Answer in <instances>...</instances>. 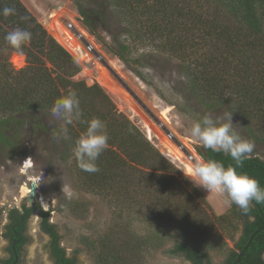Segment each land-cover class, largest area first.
Masks as SVG:
<instances>
[{
	"label": "trees",
	"instance_id": "16d2710c",
	"mask_svg": "<svg viewBox=\"0 0 264 264\" xmlns=\"http://www.w3.org/2000/svg\"><path fill=\"white\" fill-rule=\"evenodd\" d=\"M74 1L84 25L93 31L83 7V2L90 0ZM111 1L125 16L129 36L149 40L157 50L181 61L189 89L204 106L216 109L226 102L237 103L249 136L264 141V0ZM5 7L13 8L14 13L5 17ZM17 28L32 34L22 51L12 49L4 39ZM129 50L130 45L123 43L117 54L126 59ZM14 52L26 56L24 67H14ZM81 71L79 62L22 0H0V147L9 145L16 150L18 143L10 133L22 126L17 113L50 114L58 97L75 91L83 115L81 121L66 125L73 148L87 127L86 121L93 117L105 123L109 136L108 148L96 161L99 171H83L74 160L81 190L107 198L113 206L141 209L156 229L154 238L162 243L168 237L162 227L172 229L178 237L172 253L183 252L192 264H211L214 251L226 256L223 264H233L252 234L264 227V203H254L247 213L233 204L227 213L217 214L179 167L118 110L99 83L77 79ZM196 149L204 160L235 166L222 152L201 144ZM237 171L254 177L264 187V159L259 156L248 155ZM75 204L81 206L80 201ZM35 209L27 208L23 215L14 209L12 219L25 220ZM40 211L59 264H72L74 259H66V250L59 245L61 236L49 222V212ZM73 215L82 217L76 207ZM127 233L126 228L116 227L102 244L98 264H138L132 252L137 253L135 239ZM185 237L193 243L188 244ZM89 240L92 248L95 240ZM263 255L264 229L238 264H264Z\"/></svg>",
	"mask_w": 264,
	"mask_h": 264
},
{
	"label": "rangeland",
	"instance_id": "374dc122",
	"mask_svg": "<svg viewBox=\"0 0 264 264\" xmlns=\"http://www.w3.org/2000/svg\"><path fill=\"white\" fill-rule=\"evenodd\" d=\"M22 1L63 45L67 43L58 31V23L74 20L90 32L89 39L93 41L97 57L101 60L95 65H87L85 59L73 50L82 66L77 79H84L89 84L99 83L118 110L126 114L165 156L172 144L188 159L191 156L202 158L196 149L200 143L188 134L191 123L205 115L215 119L231 112L235 130L253 144L249 156L264 159V141H255L249 136L237 103L226 102L216 109L204 106L189 89L181 61L157 50L149 40L139 41L129 36L125 16L111 0L83 2L93 31L82 23L83 15L74 0ZM123 43L130 45L126 59L117 54ZM11 62L20 69L26 65V56L14 52ZM17 117L22 126L13 132L15 134L10 133L18 143L16 150L9 145L0 147L1 223L14 207L21 208L24 204L39 206L43 212H49V222L56 226L61 246L68 255L78 257L79 264H98L102 244L108 237L111 238L116 227L126 228L127 235L135 239L137 253L132 251L136 256L131 254L138 264H192L183 252L172 253L178 241L172 229L162 227L161 231L168 236L162 243L154 238L156 229L141 209L113 206L107 198L81 190L76 180L70 133L68 129L66 134L62 131L66 127L62 119L53 117L51 113H17ZM27 161L32 165L28 171L22 169ZM174 164L181 169L178 161ZM180 172L185 176L182 170ZM195 187L217 214L231 209L233 204L225 203V196ZM24 188L28 191L25 192ZM79 201L81 206L75 204ZM75 207L82 217L73 215ZM41 221L37 214L30 220L34 229L33 240L28 247L25 264H54L50 238L40 231ZM91 237L95 240L92 248L89 247ZM185 238L188 244L193 243L190 238ZM230 244L233 246V243ZM4 249L5 242L0 237V257ZM211 258V264H223L226 260V256L218 251L211 252Z\"/></svg>",
	"mask_w": 264,
	"mask_h": 264
},
{
	"label": "clouds",
	"instance_id": "9594fccd",
	"mask_svg": "<svg viewBox=\"0 0 264 264\" xmlns=\"http://www.w3.org/2000/svg\"><path fill=\"white\" fill-rule=\"evenodd\" d=\"M14 11L13 8L5 7L2 15L7 17ZM31 37L30 31L17 28L9 31L4 39L12 49L22 51ZM50 111L53 117L62 119L65 125L81 121L83 115L80 100L75 91L58 97ZM86 124L85 131L75 141L73 155L81 170L97 172L99 168L96 161L108 148L109 136L106 125L100 118L93 117L87 120ZM62 131L66 134L67 127H64ZM188 134L205 149L222 152L235 161V166L225 167L217 160L190 158L180 170L195 186L225 196V203L234 204L246 213L254 203H264V187L260 186L259 181L246 173L237 171V167L242 166L243 161L252 152L253 144L235 130L231 112H225L222 117L215 119L205 115L202 119L193 121Z\"/></svg>",
	"mask_w": 264,
	"mask_h": 264
},
{
	"label": "flooded vegetation",
	"instance_id": "af4514ba",
	"mask_svg": "<svg viewBox=\"0 0 264 264\" xmlns=\"http://www.w3.org/2000/svg\"><path fill=\"white\" fill-rule=\"evenodd\" d=\"M37 208V210H33L32 214L27 216L25 220L21 217L19 219H12V212L14 209H18L20 211V214H24L25 210L27 208ZM31 207L28 204H24L21 206V208H12L7 212V218L4 222L0 225V237L5 242V249L4 254L0 257V264H25L26 263V253L28 250L29 245L31 244V241L33 240V231L31 228V218L37 214L42 218L41 221V227L40 231L47 235L50 238V246H51V258L54 261V264H59L58 257L54 254L53 248H52V235L50 232H47L43 228V217L41 214L40 209H38V206ZM16 221V222H15ZM19 227H23L22 229ZM21 231V232H20ZM61 239V238H60ZM61 248H63L60 244ZM65 249V248H64ZM66 250V249H65ZM66 259H74V262L72 264H79L78 257L70 256L65 253Z\"/></svg>",
	"mask_w": 264,
	"mask_h": 264
},
{
	"label": "built area",
	"instance_id": "2783aa9c",
	"mask_svg": "<svg viewBox=\"0 0 264 264\" xmlns=\"http://www.w3.org/2000/svg\"><path fill=\"white\" fill-rule=\"evenodd\" d=\"M81 20L83 23V18ZM57 28L60 34H62V38L66 40L67 45H63L59 41L58 42L63 45L73 56V52L75 51V54H78L81 58L85 59L87 65H95L101 60L100 57H97V50L93 41L89 39L91 35L90 32L84 29L80 23H76L74 20L63 24L58 23ZM74 58L76 59L75 56ZM191 158L194 157L191 156Z\"/></svg>",
	"mask_w": 264,
	"mask_h": 264
},
{
	"label": "bare ground",
	"instance_id": "6f19581e",
	"mask_svg": "<svg viewBox=\"0 0 264 264\" xmlns=\"http://www.w3.org/2000/svg\"><path fill=\"white\" fill-rule=\"evenodd\" d=\"M103 84L108 85L107 82H103ZM151 140H153V138H151ZM167 152L168 153H166V155L168 156V158H170V160H172V162H174V163H175V161H178L182 165L181 168H183L189 162V159L184 155V153L172 144H171V147L168 146ZM31 167H32V165L27 161L25 166H23L22 169L28 171V170H30ZM24 191L27 192L28 189L24 188Z\"/></svg>",
	"mask_w": 264,
	"mask_h": 264
},
{
	"label": "water",
	"instance_id": "95a60500",
	"mask_svg": "<svg viewBox=\"0 0 264 264\" xmlns=\"http://www.w3.org/2000/svg\"><path fill=\"white\" fill-rule=\"evenodd\" d=\"M263 229H264V227H262L261 229H258L257 231H255V232L252 234L251 238L249 239V242H248L247 245L244 247V249H243L242 251H239V255H238V257L236 258V260L234 261L233 264H238V263L240 262L242 256L245 254V252L247 251V249L249 248V246L252 244V241H253L254 237H255V236H256L261 230H263Z\"/></svg>",
	"mask_w": 264,
	"mask_h": 264
}]
</instances>
